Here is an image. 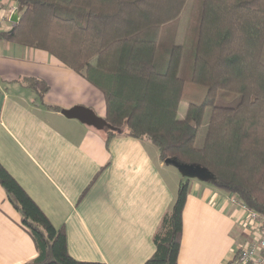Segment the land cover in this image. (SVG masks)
Segmentation results:
<instances>
[{"label":"trees","instance_id":"trees-1","mask_svg":"<svg viewBox=\"0 0 264 264\" xmlns=\"http://www.w3.org/2000/svg\"><path fill=\"white\" fill-rule=\"evenodd\" d=\"M7 1L16 4L18 20L0 31V41L45 51L83 76L103 96L109 138L146 140L162 162L175 158L205 167L213 186L264 216V0H195L186 76L184 45L162 46L159 36L190 0ZM21 82L44 104V81ZM219 95L239 99L219 106ZM180 102L186 103L181 119ZM0 185L37 249L24 264H103L73 259L65 230L51 224L1 164ZM188 187V180L179 184L153 235L155 251L143 264H178Z\"/></svg>","mask_w":264,"mask_h":264},{"label":"crops","instance_id":"crops-1","mask_svg":"<svg viewBox=\"0 0 264 264\" xmlns=\"http://www.w3.org/2000/svg\"><path fill=\"white\" fill-rule=\"evenodd\" d=\"M23 78L46 83L44 104ZM78 105L104 118L102 94L79 73L45 51L0 41V164L51 224L65 230L68 254L77 261L143 264L179 184L188 180L178 264H233L251 234L232 195L187 179L149 141L109 138L105 129L61 113ZM185 110L178 107V118ZM36 256L0 185V264Z\"/></svg>","mask_w":264,"mask_h":264},{"label":"rangeland","instance_id":"rangeland-1","mask_svg":"<svg viewBox=\"0 0 264 264\" xmlns=\"http://www.w3.org/2000/svg\"><path fill=\"white\" fill-rule=\"evenodd\" d=\"M196 2L197 1L195 0H190L181 16L176 21L164 25L159 36V44H161L162 46L169 47L177 44L184 45L183 62L181 65V72L183 73V76L188 75L189 71L187 70L186 62H189V60L191 61L190 58H192L190 43L193 39V36L191 35V31L189 28L193 29V22L196 19ZM3 23H5L7 27L10 25L8 24L7 20H5ZM0 30H4V28H1ZM238 99L239 98L236 95H231L229 97L219 95L216 99L215 104L219 106H234L238 102ZM185 107L186 103L180 102L179 112L181 109H185ZM209 115L210 108H207L201 121V127L199 128L197 133L195 142V145L197 147H200L203 144Z\"/></svg>","mask_w":264,"mask_h":264},{"label":"built area","instance_id":"built-area-1","mask_svg":"<svg viewBox=\"0 0 264 264\" xmlns=\"http://www.w3.org/2000/svg\"><path fill=\"white\" fill-rule=\"evenodd\" d=\"M18 18L16 4L7 0H0V29L8 30L14 17ZM7 20L8 27H4ZM2 31V30H0ZM230 202L238 205L244 212L246 226L249 228L251 238L245 240L237 249L233 264H264V216L250 210L235 196L230 197Z\"/></svg>","mask_w":264,"mask_h":264},{"label":"water","instance_id":"water-1","mask_svg":"<svg viewBox=\"0 0 264 264\" xmlns=\"http://www.w3.org/2000/svg\"><path fill=\"white\" fill-rule=\"evenodd\" d=\"M17 20L18 18L15 16L13 21L17 22ZM61 113L67 118L77 119L83 124L98 130L111 128L104 118L98 117L93 110L84 106L78 105L70 109H62ZM164 164L175 167L187 179L195 178L205 182H210L213 179L211 173L199 164H183L175 158L165 159Z\"/></svg>","mask_w":264,"mask_h":264}]
</instances>
